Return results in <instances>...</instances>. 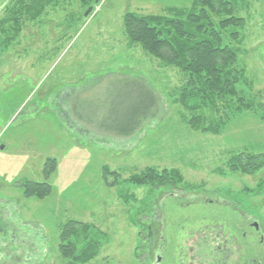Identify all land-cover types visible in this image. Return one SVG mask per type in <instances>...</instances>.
<instances>
[{"label":"rangeland","instance_id":"obj_1","mask_svg":"<svg viewBox=\"0 0 264 264\" xmlns=\"http://www.w3.org/2000/svg\"><path fill=\"white\" fill-rule=\"evenodd\" d=\"M44 1H0V215L10 222L0 224V264H153L158 218L177 264H216L220 246L228 264H243V234L254 228L245 218L264 228V0L211 15L243 19L220 35L238 54L228 69L239 96L216 111L197 98L184 105L188 76L130 41L123 25L128 12L170 16L193 0ZM126 77L155 92L157 118L130 137L103 133L113 103L132 107ZM248 154L258 159L233 171L231 159ZM145 173L144 185L131 181ZM30 182L51 191L33 196ZM166 193L196 199L162 203ZM157 204L164 211L153 217ZM68 244L75 251L65 258Z\"/></svg>","mask_w":264,"mask_h":264},{"label":"trees","instance_id":"obj_2","mask_svg":"<svg viewBox=\"0 0 264 264\" xmlns=\"http://www.w3.org/2000/svg\"><path fill=\"white\" fill-rule=\"evenodd\" d=\"M55 1L45 0L42 4L44 6L46 3L51 4ZM80 1L84 6H89L96 0ZM235 2L237 0H193L190 8L173 10L170 16L143 15L136 12H128L124 16L123 25L130 41L139 43L148 54L161 59L164 63L175 65L188 76V88L184 89L185 97L182 100L184 105L189 97L197 98L198 101L216 111L217 103H226L228 97L239 96L236 72L228 69L236 61L238 54L236 50L223 45L220 35L227 27L241 24L243 19L228 17L216 22L211 17V15L220 14L219 9L222 7L233 5ZM27 6L22 9L25 10ZM127 79L128 77L123 80L128 85L126 87L133 93L136 91L133 101H125L133 103L132 107L126 111L123 110L126 107L123 105L124 101L119 107H115L113 103L108 124L103 123L99 126V130L103 133L130 137L136 134L145 123L157 118L160 100L155 92L144 84L139 82L132 84L126 81ZM133 87H137V90L131 89ZM123 93L127 94V89ZM242 104L249 106L244 102ZM201 107L202 105H199L193 108V111L196 112L195 110ZM201 120L204 121L202 116L194 117L195 124L200 123ZM257 159V156L249 154L234 156L230 161L231 168L236 171L237 167L241 168L243 164L248 166ZM48 164H52V161ZM51 170V166L45 169L47 178ZM150 178L152 176L145 173L133 177L131 181L144 185ZM50 189L47 182H30L26 185L27 193L39 198L46 196ZM61 250L64 257L69 258L74 254L75 246L68 244L66 247L62 246Z\"/></svg>","mask_w":264,"mask_h":264},{"label":"flooded vegetation","instance_id":"obj_3","mask_svg":"<svg viewBox=\"0 0 264 264\" xmlns=\"http://www.w3.org/2000/svg\"><path fill=\"white\" fill-rule=\"evenodd\" d=\"M171 198H174L175 200L180 201V205L179 206L188 205V207L192 206V205L189 206V204L193 203V200L196 199L190 193H186V194H182V195H176V196L173 194L172 196L171 195H166L165 197H162V203H163V201H166L167 199H171ZM201 199H203V198H200L199 202L202 201ZM204 201L205 202H209V204H214V205L221 206V207H223V204H224L223 200H220V199H213L212 198L210 200H207V199L204 198ZM158 202L161 204L160 200H158ZM195 205H197V204H194V207H195ZM160 206L161 205H158V209L157 210L154 209L155 211H154L153 217L155 216L156 213L157 214H161L162 210L164 211V209H162V207H160ZM165 206L166 205L164 204V208H165ZM158 211H160V212L158 213ZM6 219L7 218L5 217V215L4 216L0 215V224L2 226H7L8 227V223H10V222L9 221L7 222ZM158 219H159V221L158 220H156V221L153 220L155 222L154 223V227H158L157 231H156V228H155V231H156V239H155L156 260H155V262L153 261L154 262L153 264H177L176 260L174 258H171V254L170 253H172V252H170V247H169L170 242L165 237L166 234H164L165 230H166L165 222L162 221L160 218H158ZM245 220H246V227L247 228L248 227L249 228L250 227H252V228L254 227V228L252 229L253 230L252 232H247L246 231L243 234L244 238L246 239V243L248 242L247 245L249 247V248L247 247V249L249 250V251H247L248 252L247 253L248 257L243 259L245 261L243 264H264V257L262 256V254H264V248H263V245H264V228L260 226L259 222L255 221L256 219L253 216H251L249 218H245ZM253 220L255 221L254 223H253ZM3 229L4 228H1V231H4ZM258 234H260L259 237H258ZM1 238H2V240L0 239V244H2L4 237H1ZM154 238H155V236H154ZM258 238H259L258 242H260V244H261L260 248H258L256 246V244H257L256 243V239H258ZM219 248H220L219 252H222L221 253L222 255H221V260L219 261V259H218L216 264H228L230 256H231V252H229L230 250L226 249L223 252V247L220 246ZM225 251H227V252H225ZM245 251H246V246H245ZM166 254H168L167 255V259H166V256H165ZM251 255H253V258L251 257ZM257 256L259 257V259H256ZM240 258H241V256H240ZM257 262H259V263H257ZM182 264H185V262L183 261ZM233 264H235V262H233Z\"/></svg>","mask_w":264,"mask_h":264},{"label":"water","instance_id":"obj_4","mask_svg":"<svg viewBox=\"0 0 264 264\" xmlns=\"http://www.w3.org/2000/svg\"><path fill=\"white\" fill-rule=\"evenodd\" d=\"M4 147H2V149H3Z\"/></svg>","mask_w":264,"mask_h":264}]
</instances>
